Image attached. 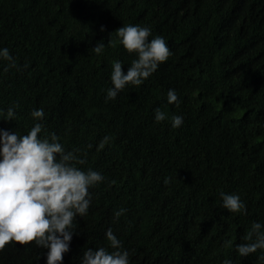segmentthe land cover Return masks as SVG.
<instances>
[{
	"label": "trees",
	"instance_id": "1",
	"mask_svg": "<svg viewBox=\"0 0 264 264\" xmlns=\"http://www.w3.org/2000/svg\"><path fill=\"white\" fill-rule=\"evenodd\" d=\"M130 24L150 26L171 55L106 102L113 62L126 72L136 58L116 35ZM99 41L102 54L92 50ZM4 47L16 67L0 60V108L18 107L0 128L24 134L43 108V134L81 149L78 167L105 177L74 220L63 264H81L89 247L112 251L108 228L130 264H264V250L241 257L235 247L264 223V0H0ZM169 89L179 103H168ZM222 191L238 193L246 212L224 209ZM44 253L12 241L0 264H45Z\"/></svg>",
	"mask_w": 264,
	"mask_h": 264
},
{
	"label": "clouds",
	"instance_id": "2",
	"mask_svg": "<svg viewBox=\"0 0 264 264\" xmlns=\"http://www.w3.org/2000/svg\"><path fill=\"white\" fill-rule=\"evenodd\" d=\"M116 35L120 45L136 58L126 72L122 61L113 62L112 86L106 90V102L115 100L126 86L143 85L171 55L163 36L149 39L150 26H121ZM101 41L92 48L96 54L104 52L105 43ZM0 60L8 61V67H16L15 58L7 47L0 48ZM167 101L179 103L175 89L168 90ZM17 107L0 108V115L6 112L3 120L13 121ZM30 115L33 125L24 134L0 128V250L12 241L17 245L34 242L46 250L45 264H63L76 234L74 220L87 214L92 202L90 188L103 182L105 177L94 169L78 167L85 163L86 153L81 154V149L68 151L55 132L43 134L46 131L43 108L33 109ZM154 119L162 122L166 115L157 108ZM183 122V115H172L173 128L181 127ZM107 140L108 137H104V141ZM164 182L167 184L169 178ZM220 198L222 207L229 212H246L247 206L238 193L222 191ZM126 211L121 208L115 216L119 218ZM105 238L112 251L106 247H89L83 253L81 264H130L128 250L111 228L106 230ZM244 240L246 242L235 245L241 257L264 250V223L254 221ZM225 243L231 245L230 241ZM223 264H232V261L225 259Z\"/></svg>",
	"mask_w": 264,
	"mask_h": 264
}]
</instances>
